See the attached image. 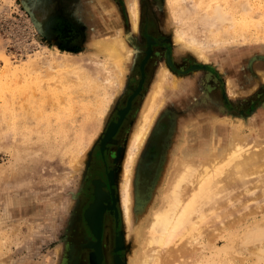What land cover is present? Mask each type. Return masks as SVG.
I'll list each match as a JSON object with an SVG mask.
<instances>
[{"label":"rangeland","instance_id":"374dc122","mask_svg":"<svg viewBox=\"0 0 264 264\" xmlns=\"http://www.w3.org/2000/svg\"><path fill=\"white\" fill-rule=\"evenodd\" d=\"M46 1L0 0V264H118L117 259L127 264L130 252L134 254L141 245L139 229L166 191L165 181L180 148L205 142L201 140L206 138L197 140L189 130L209 123L215 132L207 135V148L226 147L223 132L230 127L239 136L250 135L264 144V0H186V4L183 0H135L136 32L128 12L133 0L73 1L69 5L83 11H79L82 39L73 50L59 47L33 14L42 12ZM179 8L188 9L177 14ZM213 10L227 13L232 27L222 26L211 36L202 27L208 23L204 14ZM118 30L130 53L122 83L114 87L113 80L104 85L94 73L110 61L99 51V38ZM185 30L205 42L200 49L207 50V62L188 45L175 42L174 36ZM144 35L155 38L149 75L115 141L107 146L105 164L99 143L138 84ZM163 69H168V79L175 80L176 88L167 89L170 98L157 108L132 163L128 157L133 133ZM184 86L190 87L187 98ZM161 120L167 122L168 131L160 156L147 183L138 188L143 153ZM98 165L105 173L113 172L111 186L118 195L123 171L132 168V208L127 227L118 203L119 219L109 218L103 251L100 248L103 253L92 261L94 238L83 211L93 199L92 176ZM259 181L264 182V175ZM257 183L258 188L248 183L222 192L218 196L222 201L217 197L219 205L211 209L220 219L213 214L212 234H207L210 227L204 233L213 239L199 237L193 243L197 254L192 264H264V184ZM120 233L122 248L115 251V237Z\"/></svg>","mask_w":264,"mask_h":264},{"label":"bare ground","instance_id":"6f19581e","mask_svg":"<svg viewBox=\"0 0 264 264\" xmlns=\"http://www.w3.org/2000/svg\"><path fill=\"white\" fill-rule=\"evenodd\" d=\"M183 1L186 4L187 1L186 0ZM136 4L137 3L135 0H133L131 3L128 4L130 24L132 30L134 31L137 30L136 27H138L137 26L138 10H136L137 8ZM182 5H180V7L184 8V3H182ZM181 8L178 9L177 14H179L181 11H184L186 13L189 7L184 10ZM193 11H191L190 13H192ZM210 12L211 13H209L208 15L203 13L205 19L208 20V23L207 22L205 23L203 22V23L206 24L207 26H205L202 22L199 23V20L197 22L198 24L202 23L204 25V27H202L203 31L204 28H207V30L205 29L207 32L204 31L205 34L207 33L208 35L213 36L212 34H214V32L222 26L227 25L225 27L227 28L228 26L232 27L231 24L228 25L230 23V20L228 19L227 13L223 14L219 10H213ZM187 13L189 15V12ZM184 15L183 16L186 17V14ZM197 32L198 31H196V33ZM192 33L193 32H191L190 30L189 31L185 30L183 32L180 31V33L174 36L175 37L174 40L175 42L178 43H184L186 44V46L188 45V47L194 50V52L202 61L207 62L208 59L204 52L207 50L204 49L203 51V47L200 49L201 46L205 45V42L200 41L201 38L199 39H197V37L193 38L195 37L196 34H192ZM215 43L218 42H216L215 40ZM126 45L127 44H125L119 30L117 32H113L109 36L107 35L106 37L99 38L98 41L99 51H101L103 54H106L108 58H110V61L106 64V66L101 65L98 69L95 70L94 73L96 75L97 74L99 75V77L101 78V82L103 80L102 84L105 85L106 84L105 82L109 80H113L112 81L113 83L111 84L114 87H119L121 85L123 80V74L125 72L124 62L128 58L126 56H129L130 53V52L128 53ZM207 46L209 45L207 44ZM61 61L63 62L64 60L62 59ZM168 76H169L168 69H163L160 72L153 89L149 93L143 105V108L139 116V121L133 133L134 143L132 144L131 154L128 157L130 162L132 163L134 161L136 152L141 147V144L144 141L148 129L152 124V121L157 112V108L161 106V104L166 98H170L166 94L167 89L169 87L173 88L177 84V83L175 84L174 79L171 80V78H169L170 79L169 80ZM95 77L97 80L98 76ZM100 78H98V80H100ZM111 84L110 86H112ZM189 88H190L189 86L183 87L182 93L185 94L183 95L184 98L188 97L187 93L191 94ZM131 98L128 100L127 106L118 112L117 123L110 125V127L104 132V136L102 137L101 139L102 141L100 143L102 150L104 149L106 143L109 142L111 138L115 135L118 126L121 124V121L126 116L131 105ZM194 123H196V121H194ZM213 131L214 129L210 128L209 123L208 124L204 123L203 126L197 125L193 127V129L189 130V133L194 132V136L197 137V140L206 138L205 140H201V142L202 141L205 142H203V145L202 143H199V145L198 144L193 145L194 143H188L187 146L180 148L179 150L180 154H178L177 158L173 163L174 169L170 174L171 176L169 175L170 178L169 179L167 178L165 181V184L167 182L165 188L166 191L164 194L160 196L159 204L157 205L156 208H154L151 211V214L148 215L149 217H146L144 224L141 226L142 228L139 229V233H141L140 234L141 245L139 246L138 250L133 251L134 254L130 252L128 256L127 264H192L197 254L196 253L197 250H194L195 248L193 247L194 246L193 243H195L199 237H204L206 238L205 240L208 241L210 240V238L213 239L212 237L213 235L210 236V238L208 239L207 235L204 236V233L206 229H208L209 227L211 228V225L214 224V223L211 224L212 223L211 219H213L212 215L214 214L215 216L216 213L213 212L214 210H212L211 208H213L216 203L217 205H219L218 202L216 201L218 200L220 201L221 198L223 197L220 198L218 196L222 192L224 193L226 191L228 192L229 190H236L238 189L239 186L240 187L247 186L248 183L256 185L257 186L256 188H258L259 186L257 182H259V184H264V182L259 181V179L264 175V144H258L255 138H251L250 135L249 137L239 136L237 129L235 127L234 128L230 127V131L228 133H226V131L223 132L227 140V144H226L227 148L224 147L222 149H216L218 145L210 146L207 148V141H209L207 135L208 134L210 135L211 133H213ZM227 135H229V137H227ZM202 146L203 149H199V147ZM130 168L131 167L129 166L123 171V182L121 185L120 194L114 195L115 202L119 203L123 211L124 220L127 227L130 226L131 224L130 222H131V208H132L131 207L132 199H131V190H130L131 187L130 179L132 175V168L131 169ZM110 200L112 201V197ZM95 204L91 206V209L87 212V219L89 221V225L92 228L93 232H96V234H98L101 232L103 209L101 204H99L98 202ZM113 207H114L113 203L109 204L108 210H111ZM220 209L221 210L219 211L222 210L224 211L223 207ZM224 212H226V210ZM229 212L230 211L228 209L227 214ZM217 217L219 216L216 214V217L214 218ZM233 222L234 221H232L231 223ZM210 228L208 229L209 232L207 231L208 232L207 234L209 235H211L212 233L210 232L213 231L212 230L213 228H211V230ZM127 234L128 233H126V236ZM129 235L130 233L128 234V238ZM122 237L123 235L121 233L116 235L115 237L116 248L114 246L115 251H119L122 248L121 247L123 242ZM91 247L93 249L91 260L97 261L99 259V256L102 254L101 253L102 249L100 250L101 247L97 242L92 243ZM117 263L118 264L120 263L118 259H117Z\"/></svg>","mask_w":264,"mask_h":264},{"label":"flooded vegetation","instance_id":"af4514ba","mask_svg":"<svg viewBox=\"0 0 264 264\" xmlns=\"http://www.w3.org/2000/svg\"><path fill=\"white\" fill-rule=\"evenodd\" d=\"M73 1H77V0H68V2L66 3L63 0H47L46 1L47 5L42 10V12L39 13L38 11V12L33 13L35 16H37L39 19L43 21L44 26L47 30L48 37H52L53 39H55L59 47L60 45H63L64 47L70 50L75 49L74 48L75 46L73 45L81 41L82 39L81 32L83 28V25L81 22V15H80V12H83V11L82 9L81 11L78 10L77 6H75L74 4L72 6L69 5V3L72 4ZM77 11L78 12L80 11V12L77 14L76 13ZM144 41H145L144 54L142 55L138 63V71H139L138 84L134 89H132V92L130 93V95L127 96L124 105L121 106L117 110L116 119L114 122H111V124L117 123L118 112L127 106L128 100L132 97L130 108L126 116L124 117V119L121 121V124L118 126L117 131L115 132V135L111 138L109 142L106 143L103 150L101 149V146L99 143V153L101 155L102 161L105 164H107V159H106L107 146L111 142L115 141L114 138L119 133L120 128L122 127L125 120L127 119V117L129 116L130 112L133 109L134 98L136 97V95H138L142 91L143 85L145 84L148 78V75H149L148 67L150 65L151 56L153 54V45L155 43V38L153 35H144ZM197 70H201V69H197ZM209 96L211 97V94H209ZM167 131H168V124L167 122L162 121V120L154 128L152 135L149 139L148 145L146 147L147 149L143 153L142 162H141L140 171H139L140 173L138 172V175H137L138 188L142 186L143 184L147 183L146 181H148L149 179L148 176L153 171L152 168L155 164V160L160 156L161 149H162V143L165 140ZM107 171L105 173L103 169L101 170L99 168V165H98V166H95V169L93 170V176H92L93 177L92 178L93 199L91 203L94 202L95 197H96L97 201L95 203L98 202L99 204H101L102 209H103L101 232L96 234V232H93L92 228L89 227L88 224L86 223L87 227H89L88 228L89 232L92 230L90 234L94 238L93 243H96V242L99 243V246L101 247L102 251H103L102 237L106 229L105 227L107 223H109L110 221L109 218H112L114 221L117 217L119 219L118 210H117L118 202H115L114 200V195H116L117 193L115 189L113 188V186H111V182H113L114 174L113 172L109 170ZM103 191L107 193L106 198H105V193ZM111 197H112V201L110 200ZM105 199H107V201H105ZM111 203H113L114 207L111 210H108L109 204ZM89 205L86 207V209L89 207ZM85 210L83 212H85ZM102 251L101 253H103Z\"/></svg>","mask_w":264,"mask_h":264},{"label":"water","instance_id":"95a60500","mask_svg":"<svg viewBox=\"0 0 264 264\" xmlns=\"http://www.w3.org/2000/svg\"><path fill=\"white\" fill-rule=\"evenodd\" d=\"M96 201H97V199H96V197H95L94 202L91 203V204L89 205V207L86 209V211H85V213H84V218H85V220H86V222H87V224H88L89 227H90V225H89V221H88V219H87V212H88V210H90L91 206H93V205L95 204ZM95 205H96V204H95ZM96 263L98 264V262H96Z\"/></svg>","mask_w":264,"mask_h":264}]
</instances>
